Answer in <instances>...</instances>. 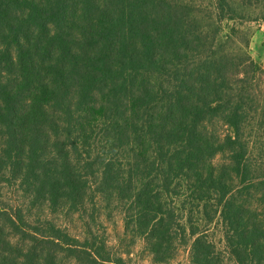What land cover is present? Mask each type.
<instances>
[{
    "label": "trees",
    "instance_id": "1",
    "mask_svg": "<svg viewBox=\"0 0 264 264\" xmlns=\"http://www.w3.org/2000/svg\"><path fill=\"white\" fill-rule=\"evenodd\" d=\"M242 20L264 22V0H0V264H125L27 211L95 199L155 264L186 224L189 264H228L186 200L218 220L231 264H264V169L246 135L264 120V70L247 41L227 52L239 29L221 35ZM5 187L24 203L6 205Z\"/></svg>",
    "mask_w": 264,
    "mask_h": 264
},
{
    "label": "rangeland",
    "instance_id": "2",
    "mask_svg": "<svg viewBox=\"0 0 264 264\" xmlns=\"http://www.w3.org/2000/svg\"><path fill=\"white\" fill-rule=\"evenodd\" d=\"M232 27L239 29L241 34H231L232 41L226 45L227 52L235 53L238 50L237 48H241L244 42L247 41L248 55L264 70V22L255 20L223 22L221 35L226 36L228 30ZM234 43H236L237 48H234ZM258 90L261 91L259 97L264 100V78ZM246 135L251 137V146L254 150L253 160L264 169V120L251 121ZM220 160L221 158H218L215 162ZM3 194V202L6 205L14 206L24 203L20 194L13 188L5 187ZM183 199L185 198L181 197L180 202ZM184 204L187 217L192 213V220L196 225L193 226L198 227L200 231L206 230L208 240L213 243L217 254H220V258L225 263L231 264L224 246L222 228L218 220L215 219L213 223L206 226L193 203L186 200ZM22 209L24 210V207ZM27 211L28 214L30 213L29 216H31L33 222L41 223L48 220L65 229L71 237L80 241L87 238L93 240L95 244L102 243L104 245L103 254H108L109 260L121 257L125 264H155L145 249L143 240L124 233L122 212L114 205L109 208L105 207L100 199H95L93 203L85 206L84 210L74 214H68L65 211L49 214L46 210L33 209L31 211L28 208ZM189 228V225L186 224L183 243L177 244L174 256L165 264H189L191 245Z\"/></svg>",
    "mask_w": 264,
    "mask_h": 264
}]
</instances>
